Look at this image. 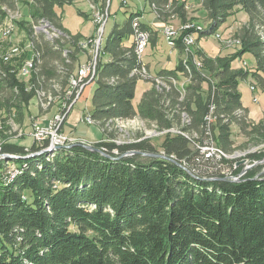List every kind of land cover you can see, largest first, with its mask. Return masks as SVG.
<instances>
[{"label":"trees","instance_id":"16d2710c","mask_svg":"<svg viewBox=\"0 0 264 264\" xmlns=\"http://www.w3.org/2000/svg\"><path fill=\"white\" fill-rule=\"evenodd\" d=\"M69 4L67 0H0V25L20 5L32 7L28 14L33 20L47 21L63 33L61 39L69 38L65 43L76 47L81 36L67 34L61 24ZM150 4L162 22L173 16L187 22L184 4L179 6L175 0H150ZM202 7L210 25L201 35L218 31L238 10L248 16L237 40L241 52L235 57L251 55L255 60L252 72L232 70L233 58L213 59L200 53L202 69L191 62L188 72L181 59L175 71L162 73L189 79L185 96L173 85L158 90L154 81L147 82L152 88L135 107L141 79L132 76L136 57L133 46H125L124 40L133 34L132 22L140 17L136 13L123 25L116 24L106 37L102 52L110 61H98L91 111L102 128L139 117L157 124L159 130H179L182 134L178 136H164L160 147L166 157L173 156L191 173L171 160L123 157L132 150L159 153L149 141L121 147L115 142L95 144L107 148L109 157L79 146L47 151L24 159L28 170L13 184H3L0 163V264H264V176L257 177L252 169L239 182L210 181L221 175L211 172L216 167L213 160L196 163L192 145L199 139L203 142L210 109L216 118L211 126L215 141L226 154L234 148L232 125L244 135L261 134L264 141V119L259 124L249 122L238 87L252 76L264 89V0H202ZM27 28L34 50L41 52L30 93L14 76L12 63L0 59L4 64L0 85L9 88L12 97L7 109L19 113L20 119L37 90L65 91L68 78L76 72L71 67L73 51L63 52L60 76L47 80V86L43 74L37 72L44 49L32 34L33 28ZM143 28L148 30L144 24ZM151 43H156L154 36ZM53 46L61 50L58 43ZM183 48L178 42L177 49L184 52ZM16 60L20 63L22 58ZM116 147L119 154L113 155ZM30 151H35V145ZM2 152L26 155L25 148L17 144H6ZM240 171L237 168L236 174Z\"/></svg>","mask_w":264,"mask_h":264},{"label":"rangeland","instance_id":"374dc122","mask_svg":"<svg viewBox=\"0 0 264 264\" xmlns=\"http://www.w3.org/2000/svg\"><path fill=\"white\" fill-rule=\"evenodd\" d=\"M67 1L70 3V5L64 8L65 15L63 17V23L64 26H66V28L72 31L73 33H77V32L83 33V34H77L81 36L80 41H77L78 46L76 47H74L73 45L70 46L69 43H65L70 41L69 38L61 39L60 37L59 40L62 42L63 45L59 43L57 40L55 41V45H57L58 43L59 46H63V47H61L60 51L59 50L55 51L53 44L50 42L52 39L56 38L53 35H51L52 32H50L49 34L48 33L49 30H47L45 27H41V28L35 27L37 33L35 34V36L39 37L37 41L39 44H41V47H43L44 49V58L42 60V63L38 67L39 68L38 73L43 74L41 77L45 78L46 84H48L47 80H51L53 78H57V76H60L58 73L60 68L58 66L63 64V57H62L63 52L69 53V51L72 49L71 51H73V57H75L76 60L75 61L72 59L74 61L71 66L73 70H75L77 68L76 66L84 60V55L76 51L78 48L80 49L81 44L82 45L88 44L87 38H90L96 34L97 25L94 24L95 14L96 15L98 14L97 19L100 18L102 15L106 13L105 10L108 8L107 6L109 4L108 11L109 13H112V15L110 14V17L107 21L105 36H101L102 49H103V46L107 39L106 37L108 36V33L110 32L113 23L116 20L113 13L116 12L119 18L121 19L124 16H126V18L129 17L134 10V7H132L133 5H131L133 4L134 0H130L129 3L130 6L128 5L123 6L122 2L124 0H122V2L121 0H67ZM175 1L178 2L179 6L182 4L185 5L186 21H187L186 23L195 24L196 26H200L201 29L202 28L208 29L210 25V20H208L207 11L205 10V8L202 7V0H175ZM120 2L121 4L119 6ZM29 8L32 7H28V6L25 7L23 5H20V7H18L20 13L16 20L19 23L18 26H16L17 29L13 36L12 43L6 45V43L4 42V45L0 48V53H1L0 57L5 49H6L5 53L10 52L8 50H10L11 47H15V46H19L22 49L23 52L20 54V57L14 58L13 60L15 61L12 62L10 67L12 68V70H15V75L14 74L13 75L18 79L20 83L24 84L23 87L25 92L32 91L30 89L32 87V84L29 82L30 81L29 79H31L32 77L31 74L28 76L22 75L24 68L27 67V65L30 62H32L33 59V55H32L33 43L30 40L32 35L31 33H29L27 28V26H31V25L29 23H26L30 18V14H28ZM239 11L240 10L236 11L232 15L233 18L231 17V19L225 25L220 27L218 31L213 32L211 35L210 34L198 35L196 37L197 40L195 44L194 45L192 44L190 47L191 53L180 52V50L177 49L174 51V54L177 57L180 56L179 57L180 60L187 57V55L188 56L191 55L190 57H193L195 60L199 61L200 53H203L206 57L213 59L233 58L232 60H234V62L231 65L232 70H243L247 72L250 71L252 72L255 65V60L251 59V57H249V54L243 55L242 57L241 56H238L237 58L235 57L238 55L237 52H241L240 51L241 46L239 45V43H237L238 42L237 40H239L238 39L239 31L244 27V25L247 22V19L246 17H244V15L238 16ZM152 12L154 14V18L158 20V15L156 14V11L153 9ZM235 14H237V16ZM105 17L106 16H104V18ZM6 19L5 22L2 25H0V27L7 24L11 20V16L9 17L8 15V18ZM20 24L22 26H20ZM50 26L52 27V25ZM182 26H183V22L178 17L175 16L170 17L168 20L163 22V26H161L162 36L161 34L159 35L160 36L159 47L162 50H170L168 49L169 47L167 45V39L164 33L167 27H170L171 29L174 30H178L176 31L178 32L177 35L179 37V38L177 37V40L181 43V45L184 38L188 34H192V32L194 31L192 29V31L185 32L183 31V29H179ZM216 33H220L222 36L219 37V39H217L215 35ZM70 34L71 36L74 35L72 33ZM71 36L69 37L71 38ZM133 39H134L133 42L134 44L135 38L133 37ZM63 40H65V42H63ZM127 41H129V38L125 39V42ZM4 46L5 49L3 48ZM5 53L4 56L6 57ZM103 57L105 56L103 55ZM16 59L21 60V62L18 63ZM0 64L4 66L3 62L1 61ZM1 65H0V69L2 70L3 68H1L2 67ZM180 77L182 78V80H180L179 83H177V85L179 87L180 85L181 86L188 85L187 81L183 80L182 76ZM250 77L248 78L247 81H243L239 83L238 86L239 93L240 94L242 93V101H244V103L247 105L250 104L254 109L255 113L249 117V122L254 124H259L264 119V89H262L261 86H259V84L256 82V80L253 77L252 78ZM64 79L65 78L63 77L62 81H64ZM1 84L3 85V83ZM47 86H49V84ZM146 88H152V86L146 81H142L138 83L137 91H136L137 97L134 103L138 101L140 94L143 92L142 90ZM17 90L19 91V89L16 88V93ZM94 91H95V86L89 87L85 90L84 93L85 95L83 96V99L79 101L77 105L74 107L75 109L72 111V114L69 117L68 124L66 120L67 125L65 126V130H64L65 133L67 132V134L75 136L76 138L81 139L80 141L85 143L87 142L101 143V141H103L104 143H111L114 141L119 147L141 143L142 141H149L153 146L159 149V153L162 151L160 146L164 139L163 137H160L162 135H158L160 132L159 128L157 127L156 124H152L147 120L136 119V120L118 121V123L114 121V122H110L112 123V125L106 128H102L100 126L98 127V125L80 124L78 119L81 114L83 115L86 114L88 111H90L89 115H91V111L93 110L92 96L94 94ZM44 92L48 96L51 95L50 91L44 90ZM56 92L58 94H56L55 92L53 93L54 95L56 94L54 98L52 96V98L55 101L50 106L45 105L44 107H42L41 100L39 101L37 97L31 100L29 105L25 108L26 111L24 113V116L21 117L20 119L19 113L9 112L7 109L8 101L11 100L12 98L11 91L9 90V88L7 89L6 86L3 87L0 85V163H3L2 164L3 168L1 173L4 176L10 175L7 177V179H3L4 181L2 180L3 184L4 182L10 180L11 177L13 178V182L11 184L15 183L14 180H17L22 172L24 174L28 170L24 159L31 158L30 149L34 145L33 139L30 137V134L33 131V118H36L41 123H45L43 119L47 118V122H49V120H51L54 117V115L58 111L57 109L59 103L58 101L60 100V96H62L61 90H58ZM76 123H78L79 125L76 126L75 125ZM231 129H232L231 139L234 142V148L231 154L229 155L222 151L218 143L215 141V136H213L214 147H217L224 153V155H222V153H218L220 154L219 157L224 159L223 161L224 163L226 162L230 164H238V162L241 160H247V162H250L251 165L254 162H257L252 169H255L257 171L258 174L257 177L264 176V160H260V157L261 156L263 157L264 155V141L261 137V134H255L251 136L244 135L241 133L240 128H238V126L236 125H232ZM105 135L107 136L106 140L103 139ZM8 143L21 145L22 147L28 149L29 151H26V155L23 156L12 155L14 156V159L7 160L6 159L7 157L5 158V155L2 152V148ZM195 143L196 145L193 146V150L195 154H199V150H198L199 142L195 141ZM55 151H57V149H55ZM49 152L52 153L54 151H49ZM225 154L229 157H226ZM194 158L196 159V157ZM243 168L244 166H238V169H241V171L243 170ZM54 189H57V185H54Z\"/></svg>","mask_w":264,"mask_h":264},{"label":"built area","instance_id":"2783aa9c","mask_svg":"<svg viewBox=\"0 0 264 264\" xmlns=\"http://www.w3.org/2000/svg\"><path fill=\"white\" fill-rule=\"evenodd\" d=\"M109 3V2H108ZM123 6L128 5V1L124 0L122 2ZM121 5V6H122ZM108 8L106 11V17L104 19H97V15H94V24L97 25L96 28V34L88 39V44L80 46V53L84 55V60L78 64L79 68H76L75 70H78V78L75 80L76 82L73 83V87L68 90L64 95L63 98L59 100L58 103V111L54 115V117L49 120V122L41 123L36 118H33V131L30 134V137L33 139V143L37 148H40L41 150L46 151L47 149H50L52 147H60V146H71L73 143L76 142H82L81 139L76 138L75 136L66 134L63 132V127L66 124V120H68L69 116L72 114V111L75 109L74 107L77 105L79 101L83 99V96L85 95V90L95 84L94 80V73L96 69L98 68V58H103V52H101V36H105V29L107 21L110 17L109 4L107 6ZM26 23H30L31 27L33 28V23L28 19ZM179 29H187L188 31L196 30L195 26L193 25H183ZM138 31V37L139 40L137 41L138 46V64L140 67V78L141 81H150L153 79H169L170 76H163V75H157L153 74L150 71L149 65L146 63V52L143 50V43H151V33L148 30V36L149 39H142L140 37V31H139V25L137 27L136 32ZM178 30L171 29L170 27H167L165 29V36L167 39V45L169 49H172V45L178 44V42H173V32H176ZM194 32V31H193ZM192 32V33H193ZM33 34H34V28H33ZM68 34V32H67ZM192 34H188L187 38H184L182 42V47H186V49H189V42L192 39ZM222 36V35H219ZM219 39V37H216ZM36 52L33 49L32 55L33 59L31 64L34 62V55H36ZM191 56V55H190ZM190 61H193V57H190ZM199 64H197L198 66ZM31 68V65H30ZM206 80L211 83V78L206 77ZM31 92V91H30ZM27 92V93H30ZM89 113L88 111L86 114H81L78 121L80 124H88L90 125L89 121ZM214 120H216L212 109H210L209 115L206 117V134H204V140L203 142L199 139L198 143V150L199 154L196 156V163H202L203 161H211L213 160L216 167L215 169H211V172L220 174L222 177H226L229 181L239 180L243 178L249 171L252 170L254 165L257 162H254L252 165L250 162H246L243 168V170L238 174H236V170L238 168L237 164H230V163H224L223 160H219L216 152V147H214V134L213 130L211 129V126L214 124ZM76 126L79 125L78 123L75 124ZM171 136H173V131H171ZM193 146L196 144H192ZM104 152H107L108 149L105 147H102ZM26 151H29L26 149ZM113 155L119 154V149L115 148V150L112 151ZM160 154L165 155L163 151L160 152ZM32 155V154H30ZM124 157H127V154L124 155ZM170 158H173V156H170ZM209 172V173H211ZM7 176L2 175V179H7ZM27 200V198L25 199Z\"/></svg>","mask_w":264,"mask_h":264},{"label":"bare ground","instance_id":"6f19581e","mask_svg":"<svg viewBox=\"0 0 264 264\" xmlns=\"http://www.w3.org/2000/svg\"><path fill=\"white\" fill-rule=\"evenodd\" d=\"M152 9H154L155 11H156V9H155V7L154 6H152ZM99 11V10H98ZM96 12V11H95ZM105 12V11H104ZM19 10L16 12V10H15V12H13V13H8V15H9V17L11 16V20L7 23V24H5L4 26H1L0 27V48L4 45V42L6 43V45L8 44L9 45V43H12V39H13V36H14V34H15V32H16V29H17V17L19 16ZM99 14H101V13H99ZM156 14H157V11H156ZM21 15V14H20ZM98 15V14H97ZM22 16V15H21ZM20 16V17H21ZM104 16H106V13L104 14V15H102L100 18L101 19H104ZM100 18H98V19H100ZM29 20L30 21H32V23H33V28H34V35L35 34H37L36 33V30H35V27H38V28H41V27H45L47 30H49V34H50V32H52L51 33V35H53L54 37H56L55 39H52L50 42L52 43V44H55V41L56 40H58V39H60V37L62 36V34L63 33H61L58 29H54L53 27H51L50 25H49V23L47 22V21H45V20H41L40 22H37V21H35V20H33L32 19V17H30L29 18ZM17 21V22H16ZM30 24V23H29ZM52 24V23H51ZM132 24H133V37L135 38V43H134V45H133V51H134V54H135V57H136V67H135V69L133 70V72H132V76H135V77H138V78H140V67H139V64H138V53H139V51H138V46H137V41L139 40V37H138V31L136 32V30H137V27H138V25H139V31H140V37L142 38V39H149V36H148V30H145L144 28H143V23H141V21H140V17H137L133 22H132ZM183 25H193V26H195V28H197L196 30H194V32L192 33V39L190 40V42H189V48L191 47V45L193 44H195V42H196V40H197V36L198 35H201L202 33H204L205 31H206V29H204V28H202L201 29V27L200 26H196L195 24H188V23H183ZM32 28V27H31ZM183 31H185V32H187V29H183ZM66 32V31H65ZM184 32V33H185ZM164 33H165V31H164ZM33 34V33H32ZM178 32H173V42H177L178 40H177V37H178ZM195 35V36H194ZM216 35V37H221V36H219V35H221L220 33H216L215 34ZM70 36V35H69ZM188 36V35H187ZM187 36L185 37V38H187ZM48 37V36H47ZM179 38V37H178ZM86 40V39H85ZM65 42V41H64ZM76 42V41H75ZM238 43V42H237ZM23 44V43H22ZM36 44V43H35ZM149 44L150 43H143V50H144V52H146L147 51V48H148V46H149ZM67 45V44H66ZM24 46V45H23ZM81 46H83L82 44H81ZM33 47H34V44H33ZM62 47V46H61ZM4 49H5V46L3 47ZM36 48V47H35ZM34 49V48H33ZM68 49V48H67ZM172 49H173V51H175V50H177V44H174V45H172ZM183 49H185L184 50V52L186 53V52H189V49H186V47H184ZM191 49V48H190ZM6 50V49H5ZM5 50H4V52L2 53V55H1V57H0V59L2 60L3 59V61L6 63V64H11L13 61H15V60H13L14 58H18V57H20V54L23 52L22 51V49L19 47V46H15V47H11V49L10 50H8V51H10V52H7V53H5ZM72 50V49H71ZM70 50V51H71ZM25 51V50H24ZM26 51H28V50H26ZM32 51V50H31ZM36 51V50H35ZM40 51V50H39ZM70 51H69V53H70ZM103 51V49H102V42H101V52ZM4 53L6 54V57L4 56ZM31 53V52H30ZM41 53V52H40ZM40 53L39 52H36V55H34V62L35 63H33V64H31V62L27 65V67H25L24 68V71L22 72V75L23 76H28V75H30L31 74V76H32V74H33V72H35L34 70V68H35V65H36V62L38 61H40V57H41V55H40ZM191 53V52H190ZM1 54V53H0ZM66 55H67V52L65 53ZM129 54V53H128ZM31 55V54H30ZM103 55H104V52H103ZM187 55V54H186ZM22 56H24V55H22ZM32 56V55H31ZM43 56V55H42ZM64 56V55H63ZM29 57V56H28ZM67 58V57H66ZM99 59L100 58H98V61H99ZM42 60H43V58H42ZM17 61V60H16ZM183 62H184V65L186 66V68L188 69V72H191V71H189V67H190V65H191V62H194L195 64H196V66H197V64H199L198 66H197V68H198V70L199 69H202L203 68V63L201 62V61H198V60H195L194 58H193V61H190V56H188L187 55V57H185L183 60H182ZM65 62V61H64ZM71 62V61H70ZM1 65V64H0ZM30 65H31V68H30ZM194 65V64H193ZM2 66V65H1ZM39 66V65H38ZM69 66V65H68ZM97 66H98V63H97ZM63 67V66H62ZM70 67V66H69ZM99 67V66H98ZM193 67V66H192ZM9 68V67H8ZM77 68H79L78 67V65H77ZM10 69V68H9ZM17 69H19V68H17ZM98 69L99 68H97L96 69V71H95V73H94V80H95V82L97 81V79H98ZM191 69V68H190ZM193 69V68H192ZM196 69V68H195ZM12 70V69H11ZM65 70V69H64ZM37 71V70H36ZM61 71V70H60ZM15 72V71H14ZM38 72V71H37ZM187 72V73H188ZM64 73V72H63ZM186 74V73H185ZM30 76V77H31ZM202 76V75H201ZM62 77V76H61ZM78 78V70H76V72H74L72 75H71V77H69L68 78V81H69V84H68V88H67V90H63L62 91V93H61V95L62 96H60V99L61 98H63L65 95V93L68 91V90H70L72 87H73V83H75L76 81V79ZM20 79H21V77H20ZM141 79V78H140ZM29 80H32V79H29ZM61 80V79H60ZM180 80H182L181 78H180ZM179 79L177 80V79H175V78H170V80H164V79H153V80H150V81H148V82H152V81H154L155 82V84H156V87H157V89L159 90L160 88H162V87H167V84H170V85H173L174 87H176V88H178V90H180V94L182 93V95L183 96H185V94H186V92H187V89H186V86H181L180 85V87L177 85V83H179V81H180ZM183 80H186L187 81V83H189V79H187V78H184L183 77ZM205 80V79H204ZM113 81H115V80H112V82ZM30 82V81H29ZM34 82V81H33ZM59 83V82H58ZM155 86V85H154ZM217 86V85H216ZM31 90L33 89V85H32V87L30 88ZM165 89V88H164ZM58 90H60V89H58L57 88V91ZM161 91V90H160ZM28 92V91H27ZM51 95H47L44 91H40V90H37L36 91V96H37V99H39V101L41 100V106L42 107H44L45 105H47V106H50L55 100L53 99L56 95H52V93H50ZM52 96H53V98H52ZM182 98V97H181ZM59 99V98H58ZM59 102V101H58ZM214 107V106H213ZM214 109V108H213ZM186 118V117H185ZM136 119H142V118H139V117H135L134 119H130V120H136ZM142 120H144V119H142ZM185 120V119H184ZM89 121H90V125H98L97 124V121H95L94 120V118L92 117V115H89ZM185 121H188V119H186ZM101 122V121H100ZM216 122V121H215ZM118 123V122H117ZM157 125V124H156ZM205 130V129H204ZM160 132H159V134L158 135H162V136H160V137H164V136H169V134L171 135V131H173V136H175V135H177V134H182L179 130H177V129H175V128H172V129H168V130H159ZM198 131V130H197ZM184 134H186V133H183V135ZM205 134H206V130H205ZM186 137H188L187 135H185ZM150 138V137H149ZM188 139L192 142V140H191V138H189L188 137ZM113 141V140H112ZM194 141V140H193ZM114 142V141H113ZM115 144H116V142H115ZM124 144V143H123ZM192 144H196L195 142H193ZM217 146V145H216ZM60 148H70V146H60V147H52V148H50L51 150H46V151H43L44 153H42V154H45V153H47V151H55V149H60ZM216 152H217V156H218V158H219V160H223L224 161V159H222L221 157H219V155L220 154H218V153H222V155H224V153L220 150V149H218L217 147H216ZM34 156V154L33 155H31L30 157H33ZM225 156L226 157H229V156H227L226 154H225ZM226 157H225V159H226ZM237 158V157H236ZM235 158V159H236ZM15 176V175H14ZM13 176V177H14ZM13 181V178L11 177L10 178V180H8V182H12ZM240 180V179H239ZM239 180H234V181H231V182H239ZM7 181V180H6Z\"/></svg>","mask_w":264,"mask_h":264},{"label":"crops","instance_id":"0c3cea01","mask_svg":"<svg viewBox=\"0 0 264 264\" xmlns=\"http://www.w3.org/2000/svg\"><path fill=\"white\" fill-rule=\"evenodd\" d=\"M128 1H129L128 2V6H130L129 5L130 0H128ZM121 2H122V0H121ZM121 2L119 3V6H120ZM131 5H133L132 7H134V10L130 14V16L132 14L138 13L140 15V21H141V23H143L147 27V29L151 33V36H154L155 41H156L155 44H152V43L149 44V46L147 48L148 51L146 53V59H145L146 63L149 65V68H150L151 73L157 74V75H163L162 73H164L166 71H169V72L175 71L177 69L179 63H180L179 62L180 61V59H179L180 56L177 57L174 54V51H172L171 49L170 50H162L159 47V43H160V36L159 35L161 34V26H163V22L160 21L159 19L156 20L154 18V14L152 12L153 9H152V6L150 4V0H134L133 1V4H131ZM119 6H118V9H119ZM58 13L61 15V10H58ZM64 15H65V11L63 10L61 24L65 28V30L68 33L70 32V33H72L74 35L83 34L81 32L73 33L72 31L68 30L66 28V26H64V23H63V17H64ZM111 15H112V13H111ZM113 15L116 18V20L114 21L113 26H112L110 32L112 31V29L114 28V26L116 24L123 25V23L130 17L129 16V17L126 18V16H124L123 18L120 19L119 16H118V14L116 12L113 13ZM235 15L237 16V14H235ZM239 15H244V17H246V19H247V22L249 21L248 16L246 14H244L242 11H239L238 12V16ZM247 22H246V24H247ZM110 32L108 33V35L110 34ZM132 36H133V34H132ZM132 36H130V38L128 37L129 38V41L125 42V40H124V45L125 46L131 47V46L134 45L133 44L134 39H133ZM161 36H162V34H161ZM249 57H251V59H253L251 55H249ZM103 58H104V61L105 62L110 61V57L109 56H106V57H103ZM179 74H180V72H177L176 73V75H179ZM250 78H252V77H250ZM139 82H142V81L139 80ZM92 86H95V89L97 87L96 84H93ZM92 86H90V87H92ZM150 89L151 88L143 89L142 90L143 92L140 94V97H139L138 101L136 103H134V101L136 100V97H137V92H136L137 91V88H136V91H135L136 92V96H135V99L133 100V105H135V107H138V104L140 103V100L142 99L143 95L147 91H149ZM240 101H242V93H241V100ZM242 105H243V107L245 109H247L248 114H249V117L252 114L255 113L254 112V109L252 108V106L250 104L247 105V104L244 103V101H242Z\"/></svg>","mask_w":264,"mask_h":264},{"label":"water","instance_id":"95a60500","mask_svg":"<svg viewBox=\"0 0 264 264\" xmlns=\"http://www.w3.org/2000/svg\"><path fill=\"white\" fill-rule=\"evenodd\" d=\"M54 115V114H53ZM52 115V116H53ZM51 116V117H52ZM50 117V118H51ZM70 117V116H69ZM40 119H42V118H40ZM45 122H47V118H45V119H43ZM68 120H69V118H68ZM68 120H67V124H68ZM67 124H65L64 125V127H63V132H64V130H65V126L67 125ZM65 133V132H64ZM66 134H67V132H66ZM107 136L105 135L104 136V138H106ZM103 138V139H104ZM102 139V140H103ZM101 143H104L103 141H101ZM101 143H99V142H97V143H89V142H87V143H85V142H76V143H73V145H71L70 146V148H74V146H79V147H82L83 149H86V150H89V151H92V152H96V153H98V154H100V155H103V156H105V157H109V155L107 154V152H104V150H103V148L102 147H104V146H102L101 145V147L100 148H97L96 146H95V144H101ZM35 145V144H34ZM116 148H118V147H116ZM48 150H51V149H48ZM57 150H59L60 151V149H57ZM25 151H26V149H25ZM44 150H41L40 148H37L36 146H35V151L32 153L31 152V154L33 155H41L42 153H44L43 152ZM125 154H127V157H129V156H134V155H141V156H145V157H149V158H160V159H166V160H171V161H173V162H175L176 164H178L183 170H186V171H188L189 173H191V171H189L185 166H183V165H180L179 163H177L176 161H175V159L174 158H168V157H166L165 155H162V154H160V153H156V154H149V153H145V152H139V151H135V150H132V151H128L127 153H125ZM124 154V155H125ZM124 155H123V157H124ZM7 157V158H6ZM5 158L7 159V160H10V159H14V156H12V155H8V154H6L5 155ZM246 162H247V160H241V161H239L238 162V166H243V165H245L246 164ZM209 180L210 181H225V180H228L226 177L224 178V177H222V176H212V178H209Z\"/></svg>","mask_w":264,"mask_h":264}]
</instances>
